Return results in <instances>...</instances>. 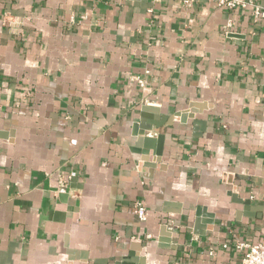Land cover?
I'll list each match as a JSON object with an SVG mask.
<instances>
[{"label": "crops", "instance_id": "obj_1", "mask_svg": "<svg viewBox=\"0 0 264 264\" xmlns=\"http://www.w3.org/2000/svg\"><path fill=\"white\" fill-rule=\"evenodd\" d=\"M263 237L252 5L0 0V264H241L222 243Z\"/></svg>", "mask_w": 264, "mask_h": 264}, {"label": "built area", "instance_id": "obj_2", "mask_svg": "<svg viewBox=\"0 0 264 264\" xmlns=\"http://www.w3.org/2000/svg\"><path fill=\"white\" fill-rule=\"evenodd\" d=\"M215 3L224 9L247 8L253 6V15L255 18H264V8L254 4L252 0H214ZM195 0H184L187 6H191ZM230 25V23H228ZM143 82L142 79H138ZM77 176L76 170H71L69 173L59 177V182L55 190V194L68 193L71 191L72 179ZM134 211L139 220L146 221L148 218L147 207L144 202L137 200L134 203ZM147 238H152V234L148 233ZM224 249L234 247L236 250L242 252L241 264H264V237L258 242H251L249 240L235 241L234 243H222ZM209 253L214 254V249H210Z\"/></svg>", "mask_w": 264, "mask_h": 264}, {"label": "water", "instance_id": "obj_3", "mask_svg": "<svg viewBox=\"0 0 264 264\" xmlns=\"http://www.w3.org/2000/svg\"><path fill=\"white\" fill-rule=\"evenodd\" d=\"M150 111H157V109L155 110V109H151V107H149V106H144L143 107V110H142V112H141V118H140V121L139 122H137L134 126L136 127V131H138V130H141L140 132L141 133H143L144 131H147V130H152L153 129V127L147 122V120H146V118H149L150 117V114H148V112H150ZM176 116H178V115H175L174 117H172V118H176ZM166 121H170V119H165L164 121H163V118L161 119V121L159 120V121H155L154 123H153V125H155V127L156 128H160V127H162V126H164V125H166ZM138 128V129H137ZM140 128V129H139ZM135 131V132H136ZM162 138H163V135L161 134V135H159V141H160V139L162 140ZM158 151H157V154H161V151H160V149H157ZM135 264V263H134ZM137 264H141V262H138Z\"/></svg>", "mask_w": 264, "mask_h": 264}]
</instances>
